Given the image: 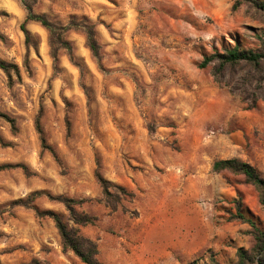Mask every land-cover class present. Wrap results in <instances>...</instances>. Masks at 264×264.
Segmentation results:
<instances>
[{
  "label": "rangeland",
  "instance_id": "obj_1",
  "mask_svg": "<svg viewBox=\"0 0 264 264\" xmlns=\"http://www.w3.org/2000/svg\"><path fill=\"white\" fill-rule=\"evenodd\" d=\"M262 3L0 0V61L17 67H0V264H86L39 212L79 228L103 264L254 256L247 217L264 229L261 193L214 163L239 159L264 177V88L246 84L264 66L219 83L200 65L235 46L263 50ZM30 10L54 30L30 20L28 39ZM59 196L94 221H72Z\"/></svg>",
  "mask_w": 264,
  "mask_h": 264
},
{
  "label": "trees",
  "instance_id": "obj_2",
  "mask_svg": "<svg viewBox=\"0 0 264 264\" xmlns=\"http://www.w3.org/2000/svg\"><path fill=\"white\" fill-rule=\"evenodd\" d=\"M260 7L264 9V3L260 4ZM30 20L39 21L50 30H54V25L43 15L35 14L33 11H29L26 21L22 25V29L29 39V31L27 29V22ZM89 45L92 51L98 56L99 45L92 32H89ZM209 65H214V76L217 82H227V78L232 75L231 72L235 71L238 67H243L245 70L260 69L264 66V49L259 51L242 49L239 46H235L225 52H217L212 55L206 56L201 63V67L205 68ZM0 67L6 71H10L11 68H17L16 66L9 65L4 61H0ZM246 84L254 85L262 89L264 88V77L260 73H246ZM239 95L245 97L247 95L246 90L239 92ZM249 99L256 100V94H253ZM2 116V114H0ZM38 128L40 125L38 123ZM40 133L43 131L40 129ZM214 169L216 171L230 170L235 173L244 174L247 181L255 185L261 193V202L264 205V177L261 176L259 171L250 163L241 161L239 159H222L217 160L214 163ZM102 183L104 194L109 199L113 194L109 190V183L104 178H100ZM36 192L35 195H39ZM62 201L71 213V220L80 226H85L94 221V218L89 215H84L76 210V204L78 202L74 199L64 198L62 196L57 197ZM40 215H51L56 222L57 228L62 238V244L65 249L73 250L83 262L86 264H103L98 258V246L97 244L83 236L80 233L79 228L70 227L63 219V217L54 212H39ZM243 217H247L246 215ZM248 221L255 229L256 246L254 248V256L243 249L240 250V264H247L251 262L254 264H264V229L257 225V222L253 218L247 217Z\"/></svg>",
  "mask_w": 264,
  "mask_h": 264
}]
</instances>
